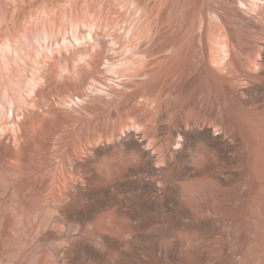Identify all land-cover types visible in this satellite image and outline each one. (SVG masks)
<instances>
[{
    "label": "bare ground",
    "instance_id": "1",
    "mask_svg": "<svg viewBox=\"0 0 264 264\" xmlns=\"http://www.w3.org/2000/svg\"><path fill=\"white\" fill-rule=\"evenodd\" d=\"M239 2L247 9V20L252 25L255 21L264 22V0ZM211 13L219 17L216 12ZM75 23L71 24L72 38L80 43L82 38L76 34L80 24ZM226 32L216 39L210 37V42L205 36L206 41L201 39L202 67L198 70H202L199 78H193L200 82L193 84L180 70L193 57L187 51L194 44L187 47L182 42L186 47L176 44L174 49L169 47L172 43L165 47L160 43L157 46V42L156 45L132 39L123 43L112 39L113 54L121 55L120 50L124 53L118 58L104 57L103 69L123 79V88H136L132 93L136 97L125 96L131 100L135 97L136 104L132 106L130 101L131 105H123L125 116L117 120L108 116L110 119L103 122L96 117V122L91 120L77 137H72L74 134L67 129L52 128L55 126L51 124V128H37L48 126L45 122L39 124L32 131L33 143H29L31 150L25 164L20 166L16 161L20 158L10 156V167L19 169L9 190L17 225L9 224L3 211L0 233H47L51 237L61 234L63 248L70 255L69 264H238V260L256 264V254L248 247L245 233H264V37L256 58L246 56L241 64H236L231 34ZM44 34L45 39L51 38L47 36L50 33ZM66 37L62 38L67 45ZM97 42H93L95 62L102 57V52H98L101 44ZM4 46L8 52L13 47ZM153 49L158 51L151 53ZM80 58L86 60L83 54ZM159 58L166 64L175 62L167 66L164 63V68L163 63H157ZM177 66L181 68L179 73ZM91 69L94 71V66ZM96 70L99 69L94 73ZM94 73L91 87L99 91L100 76L97 78ZM203 80L207 83L206 90L204 84L202 87L203 97L206 95L203 102H189L182 107L181 103L176 104L170 111L163 106L162 98L167 92L178 97L186 94L188 100L189 94L192 93L191 99L195 91H200L198 84ZM149 87L159 89L157 95H151ZM111 88L99 93L108 96L110 104L114 100L125 102L121 92ZM80 98V103H84ZM10 99L6 100L10 107L0 104V118H5L0 120V130L8 127L6 131H14L13 136L17 123L8 122L15 121L17 98L11 102ZM19 135L17 139H21ZM49 142H53L52 150L46 148L51 145ZM16 152L20 157L19 149ZM226 174L231 179H225ZM127 233L136 234L126 240ZM233 233L245 234L236 245ZM112 250L120 255L113 257Z\"/></svg>",
    "mask_w": 264,
    "mask_h": 264
},
{
    "label": "rangeland",
    "instance_id": "2",
    "mask_svg": "<svg viewBox=\"0 0 264 264\" xmlns=\"http://www.w3.org/2000/svg\"><path fill=\"white\" fill-rule=\"evenodd\" d=\"M45 4L47 5L48 10L47 7H45ZM246 11L247 9L240 4L239 0H0V104L7 105L9 102L8 99H10L9 97L11 96V99L17 98L14 99L16 100L14 101L16 105L15 107H17L14 109V112H16L15 121L8 118V120L11 119V121L9 120L8 122L6 119V122H16V133L21 136V139L19 137V140L17 139L18 135L15 136V133L13 136H15V138L17 137L16 140L12 136L14 131L12 132L10 129V131H6L8 127H6L3 132L0 130V215H2L4 211V213L8 215L7 218L9 224L11 223L12 226L17 225L12 216V204L9 190L12 181L17 178L16 175L19 172V169H12L10 167L13 162V159L10 156H13L14 154L15 157L13 158H20L21 161L16 159V161L18 160V163H20V166L25 164L31 150L29 143L32 142V131L34 132L39 124L45 122L48 126L40 125L37 128L41 126L51 128L54 125L55 127L52 128H58L60 131H62V129H67L71 132L70 134H74V136L71 135L72 137H77V134H82L84 132L89 123L92 121H94V123L96 122V117H101L98 119H101L103 122L110 119L108 116H112L117 120L125 116L126 110H124L123 105L128 106L132 104L133 106V103L134 105L136 104V96L132 94L135 92L136 88L133 89L134 91H132V88H123L121 86L123 79H118L112 73H106V70H104L105 67L102 65L103 62L105 63L104 57L116 56V58H118L120 56L122 57V54L124 53L120 50L119 52H121V55L118 51V55L116 52L113 54V40H120V42L123 43L132 42V39L133 42L143 40V42L146 43L155 42L156 44L157 42V46H159L160 43L161 45H165V47L172 43L169 45L170 48H174V46L176 47V44L184 45L185 47L186 45L187 47L191 46L190 43L192 46L195 45L194 47L191 46V49L194 48V51L186 48L188 50L187 54H189V52L190 54L191 52L193 53V57H191L190 60L194 61V63L192 64L189 60L188 64L186 63L187 66L183 63V66L185 65L184 67H182L181 64L180 66L178 64V66L183 69L182 72L180 70V73L185 71L186 78L189 77L188 81L193 84V78L196 80L202 70V68L198 70L199 67H202L200 60H202L203 54V51L200 50V43L202 44L205 38L206 40L208 38L210 42L212 37L213 39H216V36H220L221 33H225L228 30L226 33L231 34V42L234 48V62L236 64H241L242 58H245L246 56L252 58L258 56V45L263 41L264 37V22L261 23L255 21L252 25L250 20H247L250 16ZM211 12H216V15L219 17L217 18L212 15ZM73 23L80 24L78 26L80 31L78 28L76 32L78 37L82 38L80 43H77V41L72 38L71 24ZM90 23L94 24L90 25ZM86 26L89 27L87 28ZM204 26L207 29H205ZM90 27L93 29H89ZM90 32L93 34L92 39L89 35ZM205 32L207 33V36ZM44 33H50L51 36L49 34L47 36L51 38L47 39L46 37L45 39ZM88 35L89 37H87ZM84 36L85 38L87 37V39H85ZM62 37H66L67 45L63 44L64 38ZM114 37L120 39H114ZM148 39L151 41L149 42ZM93 42L101 44L100 49L97 50L98 52H102V57L100 58L101 60H104H96L99 64L95 62V59L92 61V56L95 55ZM6 44L13 45L9 52L4 48L6 47L4 46ZM6 50L8 53H6ZM156 51H158V49H153L151 50V53H155ZM81 54L85 55L86 60H81ZM88 56L90 58H87ZM159 59H157V63H163V67L164 63L166 66L170 63L166 64L169 60L167 57L165 58V60L167 59L165 62L163 61L164 59ZM86 63L90 66L86 65ZM93 66L95 69H99L96 70V73H94L95 69L94 71L91 69ZM178 66L176 69H178L177 71L179 73V69L181 68H178ZM100 68L102 72L100 71ZM81 69L82 72L80 71ZM195 69H197L199 73ZM90 70H92V72ZM97 71H100L101 75L98 74ZM85 73L89 74L87 75L88 78ZM93 73L97 78L100 76L99 81L101 83L103 82L102 84H97L98 89L106 91L109 90L108 88L110 87L114 90L117 88V91L121 92L119 95H122V98H125L127 94H132L135 97L130 95L132 100L128 97L125 98V102L124 99L120 102L119 99L121 97H119L117 98L119 101L114 100L116 101L115 105L114 101L111 105L108 103L112 102L111 100H107L108 96L106 97L103 93L104 96L101 95V92L99 93L100 90L96 91L91 87L93 84ZM82 74L85 79L82 77ZM81 79H83V83L81 82ZM89 81H91V83ZM197 81L194 82L196 83ZM104 83L109 84L106 86ZM186 84L190 85V83ZM186 84H184V86ZM203 84L204 89L206 90V81H201V84H198L200 85V87L198 86V90L200 91H195L197 94L194 93V97L191 98L192 100L190 99L192 93L188 95L189 99L187 100L186 94H184L185 96L182 94V96L178 97L177 95L172 94V92L166 91L167 93H170L169 95L164 92V94H166L164 95V98H162L163 106L166 110L167 108L169 110V108L171 109V106L172 109H174L176 108V104L179 106L180 103V107H182V105L185 106L187 103L189 105V102L191 104L194 103V101L203 102V100H206L205 94L203 97V93L205 92L202 88ZM141 88L139 86V89ZM127 90L129 91L127 92ZM157 90L159 89L152 87V89L148 91H151L149 92L151 95H157ZM167 90L169 91V88ZM90 95L91 97H89ZM180 97H182L183 100H179ZM78 98H83L81 101L84 103H80ZM103 98H105V100H102ZM11 99L10 102L13 100ZM174 101L178 103H173ZM129 102L131 104H128ZM22 103L23 105H21ZM29 103L33 105L28 106L31 109L27 107ZM104 103L108 104L109 108L107 105L105 106ZM7 107L10 106L7 105ZM102 108L104 109L101 111ZM106 108L108 110H105ZM102 112H104V114ZM112 112L116 115L119 114L120 116L115 115L114 117L110 114ZM11 115L10 112V116ZM4 119L5 118H0L2 121H4ZM19 123L21 128L18 127ZM4 132L5 135H3ZM11 136L17 142H14V139ZM40 139L43 138L41 137ZM18 141H20V143H18ZM16 143L20 144V148H17L19 145H15ZM49 143L52 146L49 145L46 148L52 150L53 142ZM16 148L20 151V157L16 152ZM16 161L14 159V162ZM229 175L230 174H226L224 178L231 179V175ZM135 234L136 233H127L126 240H131L132 236ZM233 234L235 238L234 240L236 241H233L234 243H232L236 245L238 240H242V237H244L242 234L244 233ZM245 234L244 235L248 240V247L256 254V264H264V251L262 250L264 249L262 248L264 247V233H259L261 235L257 233L258 236L255 233ZM226 241H223L222 243H226ZM229 241L228 243H231ZM63 243L62 236L58 233H55L54 237L49 236L47 233H12L11 231L9 233H0V264H69L70 255L67 253V249L63 248ZM111 252H113L112 254L115 258L120 255L117 250H112ZM238 264H244V261L240 263L238 260Z\"/></svg>",
    "mask_w": 264,
    "mask_h": 264
}]
</instances>
